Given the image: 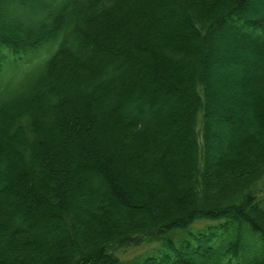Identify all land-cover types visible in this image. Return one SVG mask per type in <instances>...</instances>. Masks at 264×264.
I'll return each instance as SVG.
<instances>
[{"label": "trees", "instance_id": "obj_1", "mask_svg": "<svg viewBox=\"0 0 264 264\" xmlns=\"http://www.w3.org/2000/svg\"><path fill=\"white\" fill-rule=\"evenodd\" d=\"M129 1L0 0V137L15 156L7 178L0 164V264H264V6ZM218 40L246 61L221 65ZM131 61L137 87L123 80ZM62 76L75 115L54 94ZM175 102L182 116L165 113ZM107 118L125 137L95 147ZM136 144L124 172L118 147Z\"/></svg>", "mask_w": 264, "mask_h": 264}, {"label": "rangeland", "instance_id": "obj_2", "mask_svg": "<svg viewBox=\"0 0 264 264\" xmlns=\"http://www.w3.org/2000/svg\"><path fill=\"white\" fill-rule=\"evenodd\" d=\"M129 1V0H128ZM136 1V3H140L141 0H134ZM145 2L148 3V1H151V0H144ZM156 3H154L153 5H150V9L153 8V9H157V6L161 9V11H164V9L166 10V8L168 6H174V3H178L179 0H152ZM183 3L186 2V0H182ZM260 6H264V0H256ZM130 2V1H129ZM150 3V2H149ZM153 3V2H151ZM263 3V4H262ZM173 4V5H172ZM156 6V7H154ZM251 6V5H250ZM253 7V6H251ZM147 9V8H145ZM156 9L154 10L155 12ZM142 10V9H141ZM156 15V14H155ZM184 33H185V37H189L187 31L184 30ZM183 33V34H184ZM229 33H232L231 30L229 28H227L226 26H224L223 29H220L219 31H215L214 34L216 36H226L227 34L229 35ZM164 36V35H163ZM184 37V35H182ZM220 39V37L218 38ZM213 42L212 40H210L209 42V47H207L209 49V53L211 54V51H212V47L211 45H213ZM214 46H215V49H216V55L218 57V61L221 65H224V66H229L231 68H237L239 67V65L241 64H238L239 61L240 63L243 62V61H246V55L238 50H236L230 43H225L224 41L222 40H218L214 43ZM189 48L190 49V52L192 53H196V49H197V45H191ZM206 53V52H205ZM216 65H214L212 67L213 69V74L216 73V72H221V71H217L218 69H215ZM219 68V66L217 67ZM215 70V71H214ZM3 71L7 72V73H10L12 71H14V68L13 67H6V69H4ZM139 76V75H138ZM137 74H136V65L134 62H130V66L129 68L125 71V74H124V82L125 83H128L129 85L130 84H135V86L137 87V84L139 83V78H138ZM232 78L236 77L235 75H231ZM62 76L61 77V80L59 82L56 83V88H55V91H54V94H57V95H61V96H64V98L67 100L66 102L70 103L71 107L70 108H67L63 111V114H67V115H75L76 113V105H77V102H78V94L77 92L74 90V83H71L70 84V87H67V81L66 79ZM141 82L143 83L142 79H141ZM77 84H80L79 81ZM216 85V88L217 90L220 91V93H223L226 95V97H235L236 99H241L243 98L244 95H242V93L240 92L238 94V96H233V88L229 89L228 87L223 89V85L222 84H215ZM150 92H151V88H149ZM218 91V92H219ZM151 94V93H150ZM152 99L154 102H159L161 101V99H163L164 96H159L157 94V92H155L154 94H152ZM73 104V105H72ZM181 111V107L178 103H174L173 106L170 108V110H165V113H171V115H180L182 116V113L180 112ZM163 112V111H162ZM163 113V114H165ZM162 114V116H163ZM176 118V117H175ZM105 123H107V125H104L103 127H99L95 130V132L93 133L92 137L90 138V141L91 143H93V145L95 147H99L101 148L102 145H104V140H105V137L108 136V135H112V133H115V137L117 139V143L118 142H121L122 141V138H124V132L122 131V127L120 128V124H118V126L116 128H113V125L111 124V120L109 118L105 119L104 120ZM111 124V125H110ZM110 125V126H109ZM214 126H218L219 130H218V134L221 135L225 132V130L223 128H220L219 125L214 122ZM169 126L168 124L164 125H159V129L158 131H155L154 134H153V139H155V141H160L162 139V134H163V131L165 129H168ZM228 133V132H227ZM63 132H60V133H52V134H49L48 135V138L50 140V143L54 144L56 142H59V141H64L66 139L68 140H71L72 142L75 141V131L74 130H70L68 131V134H65ZM124 136V137H123ZM145 143V142H144ZM143 143V144H144ZM149 143V142H147ZM146 143V144H147ZM153 142H151L152 144ZM157 144V143H156ZM140 145H142V143H140ZM149 145V144H148ZM145 149V148H143ZM140 150H142V147L141 148H138V145L136 144L135 145V148L131 149V150H122L121 148L118 147V159H119V164H118V167L120 169H123L124 172H128L130 170L131 167H128V166H131L132 164L134 165V162H131L129 165H128V158L134 156V154H138L140 152ZM78 148L76 149V153L75 155H78ZM83 153V152H82ZM144 151L141 153L143 154ZM62 158V157H61ZM64 158V157H63ZM15 159V156L12 152V144L10 141L7 140L6 137H0V164H3L5 163L6 164V175L4 176L5 178H7V175L9 174L10 170H11V165L9 164V161H12ZM61 160V159H60ZM65 168H68L69 169V166L65 164ZM166 166L167 167H170L172 166V164L170 163H166ZM165 166V167H166ZM176 183L180 182V179H176ZM173 186V185H172ZM174 189L175 190H180L181 188L179 187L178 184H175L174 186ZM174 190V191H175ZM75 198L77 199V197H73L72 199L75 200ZM170 198V197H169ZM75 202V201H74ZM160 204L158 205L157 202H155L153 204V210L155 212V214H157L159 211H160V207L163 205L161 202H159ZM179 206H174V207H171L169 206L168 209L171 210V208H178ZM157 212V213H156ZM139 249V248H137ZM140 252H143L144 250H147V246L146 247H142L140 248ZM134 250H131V251H127L126 253H122L121 251L118 252V255L122 258H129L131 257L132 255H134ZM139 252V253H140Z\"/></svg>", "mask_w": 264, "mask_h": 264}]
</instances>
